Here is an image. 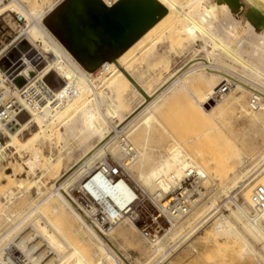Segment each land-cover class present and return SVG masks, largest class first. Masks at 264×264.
<instances>
[{
    "label": "bare ground",
    "instance_id": "bare-ground-1",
    "mask_svg": "<svg viewBox=\"0 0 264 264\" xmlns=\"http://www.w3.org/2000/svg\"><path fill=\"white\" fill-rule=\"evenodd\" d=\"M85 1L91 5L90 7L93 8L96 13L112 15V9L121 7V4L125 0H115L114 3H116H113L114 5L103 0ZM153 1L160 5L161 9L157 11L156 15L152 14V16H146L145 19L147 20L142 27L145 28L144 31L137 38L133 37L130 41L122 45V48H126L116 60L112 62L102 61L99 66L100 69L95 75L85 72L48 29H46L44 25L40 26L42 15H38L39 17L36 16L37 18L33 23H35L36 20L38 22L33 25V29L40 32V38L48 42L53 50L38 48L43 54H47L48 58L45 57L47 58L46 63L41 65L38 72H34L31 80L27 78L26 80L29 81H25L24 85L21 87L14 85L15 87L11 91L10 96L15 102L24 105V109L22 113H20L21 115L27 114V106H31L40 114H49L48 119L51 126L42 134L48 132L51 127L59 122L66 114L79 108V120L82 121V124L88 129L90 128V132H88V134H91L90 138L96 136L98 142L95 146L90 147L89 150L87 149V152L85 150L86 153L63 174L59 173V165L61 162L59 158L56 160L46 158L42 165L43 173L53 176L54 184L51 186L50 191L45 192L44 195H42V193L40 194L36 186L35 189L38 190L37 193L42 195L39 201L36 200L37 202L32 200L31 197L27 195V192L25 193L24 190L22 191L24 187L22 181L15 185L16 189L19 190L18 193H14L12 188L5 186L1 187L0 183V264H123L122 260L113 252L115 250L112 243L113 240L130 242L128 245L132 247L135 246L136 250L139 251V257L145 258L146 262L160 261L167 256V252H163V246L166 243L163 244L162 242L168 238L174 237L179 231L178 229L182 227H178L182 221L185 222L188 219L191 220L196 217V215L193 217L194 213L191 215L189 214L192 208H197V210L195 209L197 212L200 209L198 206L205 196L201 186L204 182L210 180L208 173L211 172H209V169L211 170V168L215 166L214 164V166L212 165L211 168L205 170L202 164L193 160L185 152H182V149H175L165 155L158 153L157 155L155 154L156 156H153V154H148V151L143 150V145L141 151H138V149L134 147L135 141L138 143L146 140V134H135L132 136L133 138L127 139L126 136L122 139L119 138L120 136L117 138V131L113 130V134L108 133L107 128L105 129L104 125L109 124L108 119L110 118L112 120L118 117L119 121V115L122 114V112L120 114L121 108L129 104L128 96H126L125 92L129 90L132 85V77L128 70H125L124 60L127 54L136 45L144 43L147 36L165 20H170L178 25L179 29L177 32L181 35L185 45L197 47V50L194 48L196 51L202 49L205 54L204 58L192 61L197 64L193 68L185 71V66L176 71L172 76L170 75L171 79H169L171 81L168 80L170 82L174 81V83L169 84V81L166 82V84L158 88L154 95L147 94V90L145 91L144 88L141 85H137L138 83L136 82L137 84H134V88L132 89L134 92L140 93L143 96V100L146 99L143 104H147L148 100L156 95L146 107L140 111L139 115H144V112H150L160 101L162 102V99L164 101V98H168L169 94H171V97L185 95L189 96L194 101L198 100L194 96V89L197 90V88H201L204 89V91L210 90L212 87H215L213 86L215 84V78L230 77L222 73L223 70H220L222 67L218 65L225 60L232 63V66L235 65V67H237L242 74V76L240 75L242 77L240 80H244L243 75L245 79L247 77L244 84L253 87L259 85L264 86V0ZM14 5L15 9H11ZM23 11V6L18 0H9L7 3L0 6V17L6 13L12 12L18 14L20 18L26 21L27 16H23ZM116 20L117 25L108 28L113 35L117 34L119 36L122 34L123 30L126 33H131V20ZM29 40L35 47L37 46V44L33 43L34 41L31 38ZM61 62L65 63L74 73L81 77L87 88L69 102L62 110L53 113L50 111L56 107L58 102L52 95L55 89L50 86L47 76L53 70L52 67L49 68V65L58 67ZM224 69L227 71V68ZM15 74H18V76L23 75L18 71H16L14 75ZM1 80L2 76L0 74V83ZM232 80L234 79L232 78ZM233 82H235V88L232 89L230 87V90H234V93L219 95L217 91V93L209 97L207 101H200L202 104H209L211 101L215 102L211 110L202 108V104H200V112L208 115L218 110L217 112L220 116L221 110H224L226 114L227 112H225V110L228 111L227 108H233V110L242 108L243 110H241L245 115L249 116L251 123H256L257 125L259 120L257 117L258 114L263 116L262 118L264 119V105L260 100V98H264V89L260 87L259 90H257L258 88L253 89V87L248 88L243 82L237 80ZM26 87L28 89L26 92L30 95L29 97L34 95L31 91L32 89L37 95H41L44 104L35 101L31 105H28L20 95V92L26 89ZM245 90L256 93V96H253L251 93L250 95H252L253 104L259 108V112L257 111L258 113H256L257 115L249 113L245 107L247 105L245 101V92L247 91ZM110 91L115 93L113 98L108 96V92L110 93ZM248 94L247 96H249ZM89 95L93 96L94 103L92 104L90 101L91 104L80 106V104H82L81 102L84 101L87 96L89 98ZM99 98L100 101L102 100L101 98H103V100L106 99L104 101L106 103V108L103 105L105 113L100 111ZM114 98H116L115 100L117 101H115ZM248 104L250 103L248 102ZM221 105H224L223 108ZM128 106L129 105H127V107ZM220 106L221 110H219ZM127 112L130 113L127 115L128 117L126 116L127 118L124 117V119H122L121 124L129 121L120 131L125 130L127 132L133 128V122L136 117L132 119L131 117L135 114L136 110H128ZM217 112L215 114H217ZM224 113L221 115L224 116ZM150 116L145 121L148 125L153 122V117L151 116V119ZM130 126L131 129H129ZM25 127L26 125H22L18 119H16V123L11 130L6 128L3 129L0 125V131H2L7 138V142H5V146L0 152V163L8 158V154H6L8 148H14L20 156L21 151H29L30 157L25 161V165L29 172L34 173L36 167L41 165L40 150L34 147V142H36L38 137L30 140L23 148L18 145L16 139V136ZM126 128L129 130H126ZM257 130H259V128ZM127 133L129 134V132ZM112 134L113 136L110 137ZM123 134L125 135L126 133L123 132ZM263 134L261 133L262 136H264ZM84 138L83 140H86ZM118 139L122 140L118 141ZM257 149L259 150L258 147ZM263 151L264 150L260 153L264 154ZM263 154L261 156H263ZM261 156L258 157L261 158ZM238 161L240 162L241 160H237V162ZM231 163L232 165L233 163L236 164V161ZM232 165L229 164L231 168H233ZM227 166L228 165H226V168ZM224 170L228 171L226 169ZM262 171H264V168ZM212 172H214V170ZM219 174L221 173L219 172ZM4 176L5 178H10L7 174ZM212 176L211 178L214 177ZM216 178L217 177H215V179ZM237 182L239 183L238 180ZM254 183H257L256 187L264 188V178ZM240 185L242 186V184ZM256 187H254L253 190ZM253 190L250 191L251 195ZM224 192L225 191L222 193ZM229 198L230 196L227 197V199ZM229 200L226 204H234L237 215L239 214L246 221L245 230L247 232L254 231L264 236V231L261 229L263 225L261 228L258 226V223L260 224L261 221L262 213L264 215V210L259 214V217H255L236 204L233 197H231L233 202ZM17 201L21 202L16 203ZM213 204L214 203L211 202L209 205L212 206ZM235 210L234 213L236 212ZM209 212L211 213L212 210ZM210 213L206 214L205 217ZM150 215H156L157 220L161 219V222H163L164 217H166L165 219L169 220L170 226L164 230H159L158 233L154 234L152 237L151 234L154 232V218H149ZM220 217V223H217V226H215L216 229L219 230L218 232L222 233L225 229H231L235 231L239 237L241 236L238 233L240 232L238 231L239 229L237 230L235 225H233L227 217ZM203 220L202 218L201 221ZM198 224L200 223L194 225L195 228ZM193 227L191 228L192 230ZM241 237L244 239L243 236ZM252 238L254 237L252 236ZM262 239L264 240V237H262ZM132 241L133 245H131ZM147 246L154 248L151 254H147L146 250L149 248Z\"/></svg>",
    "mask_w": 264,
    "mask_h": 264
},
{
    "label": "rangeland",
    "instance_id": "rangeland-1",
    "mask_svg": "<svg viewBox=\"0 0 264 264\" xmlns=\"http://www.w3.org/2000/svg\"><path fill=\"white\" fill-rule=\"evenodd\" d=\"M18 1L23 6V16H27L26 21L22 18V20L18 22L15 13L12 12L6 13L2 17H0V74L2 76V80L5 79V76L8 78L7 68L10 63H8L6 57L14 60L18 58L20 56L19 52L23 53L28 48H30V45L27 43L28 41L30 42V38L34 41L33 43L37 44L36 48L53 50L48 42H45L40 38V32L33 29V25L38 22L36 20L35 23H33L37 17L42 15L40 26L44 25V27L52 32L61 42L63 41V35L65 36L64 31L66 26L63 16L67 11L66 9L69 0ZM174 1L180 2L181 0ZM85 3L89 5V7L87 5L86 8L90 9L91 5L85 0H78L76 4L84 5ZM78 5L73 6V13L81 24L80 28L83 32L85 27L84 22L80 21L75 12ZM86 8L82 9L86 11ZM11 9H15V5ZM82 9L81 11H83ZM134 14H138L135 8L125 9V7H122V9H119V13H117L114 17L120 21H129L134 19ZM114 17H110V19H114ZM178 29L179 28L177 24L171 22L170 20H165L161 22L149 36H147L144 43H139L127 54V56L125 57L126 59L124 60V66L126 67L125 70H128L129 74L132 77V85L129 90H126L127 93L125 92L126 96H128L127 98L129 104L127 105L129 106L127 107L126 105L121 108L120 114L122 112V116L119 115V121L118 117L112 120L109 118L108 121L111 126L109 124H105L104 126L105 129H108V133L114 134L113 130L117 131V138L120 136L119 138L122 139H124L123 137L126 136L127 139L133 138L132 136H134L135 134H146V142H138L140 144L139 145L137 141H135L134 147L137 148L138 151L142 150V145L144 146L143 150L148 151L147 153L151 155L153 154V156H156L158 153L165 155L166 153H170L175 149H182V152H185L193 160H196L197 162L202 164L205 170L211 168L213 164L215 166L213 165L214 167H212L211 170L209 169V172L211 171L210 173H208V177L210 178V180H207L206 182H204L205 184L203 183L201 186L203 188L205 196L198 206L200 207V209L197 212V208H192L191 213L189 214L191 215L192 213H194L193 217L195 215L196 217L191 220L188 219L185 222L182 221L181 224L179 223L180 225L178 227H182L178 229L179 231L174 235V237L168 238L164 242H162L163 244L166 243L163 246V252H167V256L164 257L163 260L146 262L145 258L139 257V251L136 250L135 246L132 247L128 245V243L130 244V242H122L120 240L112 241L115 247V250L113 252L119 259H121L122 261H127L129 264H264V240L262 239V237L264 236H262L260 233H258V236L257 232L254 231L247 232L245 230L246 221L239 214L237 215L234 204H226L229 199V201L231 202H233L234 200L236 204L245 209L249 214H253L254 208L251 202L250 191H252L253 188L257 185V183L254 182H257V180H262V178H264V171H262V169L264 168V154L260 153L262 152V150H264V136L261 135V133H264V119L262 118L263 116L256 114L259 112V108L257 106L253 104L256 107V110L251 109L250 106L251 102L253 101L252 95H250V93L253 94V96H256V93L253 91L251 92L249 90H245L247 91L245 92V101L247 104L245 107L249 113L257 115V117L259 118L257 122L258 126L256 125V123H251L249 116L243 113L242 108V110L240 108H236L235 110H233V108H227L228 111L225 110V112H227L225 114L224 110L222 111L220 109L221 106L223 108L224 105H221L219 107V110H221V114H225L224 116H222L221 114L219 116V113L217 112L218 110H215V112L213 113L211 112L213 115L211 113L206 115L200 112V104H202L200 103V101H207V99L209 97H212L213 94H216L222 86H227L229 90L230 87L234 89L235 82L233 81L237 80L243 82L244 84V81L247 80V77L245 79V76L243 75L244 80H240L242 79V74L239 72L237 67H235V65L232 66V63L225 60V63L220 62L218 65H221L220 67L222 68L220 70H223L222 73H225L230 77L215 78L214 76L215 84L213 86L215 87H212L210 89L211 93L210 90L204 91V89L201 88H197V90L194 89V96L198 99L195 101L192 100V98H190L189 96L179 95L171 97V94H169L168 98H164V101L162 99V102L160 101L159 104L155 106V108H152L150 110V112H144V115H139L140 111H142L143 108H145L146 105L156 95L152 99L148 100L147 104H143L146 99L143 100V96L140 93L133 91L132 88H134V84L136 85L138 83L137 85H141L145 91L147 90V94L154 95L159 87L166 84V82L171 79L170 75L172 76L176 71L185 66V71H188L189 69L197 65L192 61L205 57L202 49L196 51L197 47L193 45L187 46L184 44L181 35L177 32ZM96 36L98 45L93 46L94 49L98 47V51L105 50L107 54L110 53L109 56H103V58L105 57L104 60H102L104 62H112L116 60L117 57L126 48H117L116 46H114L113 49H110L111 43L109 37L113 36L111 31L107 33L97 31ZM14 40L16 41L13 42ZM17 42H19L17 48L13 47ZM30 43L32 44V42ZM105 45L107 46L104 48L103 46ZM5 46L8 47L1 53ZM194 48H196V50H194ZM17 49L19 50V52L17 51ZM67 50L72 54L76 62L85 72L95 75L96 72L100 69L99 66L102 61L92 59L94 57H91V54L87 53L89 52V48L85 43L81 46V50H74L77 55L72 50ZM79 52L83 54L78 55ZM5 53H7L6 57L2 56ZM88 55L91 58H89ZM41 65L39 66V68L41 67ZM50 65L49 68L52 67L53 70L52 72H50V74H48L47 80L49 81L50 86L55 89L56 92L54 91L52 95L58 102L56 107L50 112L57 113L58 111L62 110L69 102H71L77 95L82 93L83 90L87 88V86L82 78L74 73L65 63L61 62L60 66L58 67H53ZM231 66L234 68H232ZM224 68H227V71ZM232 78L234 80H232ZM170 81L168 82L169 84L174 83V81ZM247 87L249 88L253 86L247 85ZM259 87L264 89L263 85H259L257 87L255 86L253 87V89L258 88L257 90H259ZM229 90L226 91L225 94L234 93V90ZM110 93L108 92V96L113 98L115 96V93L111 91ZM247 94L249 96H247ZM101 99L102 100L100 101L99 98L100 111L102 113H105L106 103L104 101L106 99ZM115 99L116 98H114V100ZM92 100L93 96L89 95V98L87 96L84 101L81 102L82 104H80V106L89 105L91 103L93 104L94 100ZM260 100L264 105V98H260ZM248 102L250 104H248ZM103 105L105 106V108ZM214 105L215 102L211 101L209 104H202L201 107L207 110H211V107ZM123 108H129L128 110L130 111L136 110L134 114L135 116L133 115L131 117V119L133 117H136V119L133 122V128L131 129L132 125L129 127V129H131L132 131H127L129 132V134L125 130L120 131L129 121L128 120L127 122L121 124L122 119H124V117H126L130 113L127 112L128 110H125ZM78 111L79 108L71 113L66 114L63 118H61V120H59V122L53 125L48 132L42 134L51 126L48 119L49 114H40L31 106H27V114H20V117L18 119L19 122L22 125H26V127L19 132V134L16 136V139L18 145L23 148L30 140L38 137L36 142H34V144L36 145H34V147L40 150L41 165L39 167H36L34 173L29 172L27 166L25 165V161L30 157L29 151H21L20 156L14 148H8L6 150L8 158L4 162L0 163L1 187L5 186L12 188V191L14 193H18L19 190L16 189L15 185L16 183L22 181V183H24L22 191L24 190L25 193L27 192V195L30 196L34 201H39L40 197H42L45 192L50 191L51 186L54 184V177L43 173L42 165L44 164L46 158H51V160H56L59 158L61 160L59 165V173L63 174L66 170L70 169L78 161V159L81 158V156H83L87 152V149L89 150L90 147L95 146L98 142L96 136H92V138H90L91 134H88V132H90V128L88 129L84 124H82V121L79 120ZM216 112L217 114H215ZM149 114L153 117V119ZM217 115L220 118H218ZM149 116L153 122H151L150 120L151 123H149L148 125L145 121L147 118H149ZM256 128H259V130H257ZM127 129L128 128H126V130ZM123 132L126 134L124 135ZM113 134L110 137H112ZM0 136L2 137L4 143L7 142V138L4 133H2V131H0ZM83 138L86 140H83ZM122 139H118V141H121ZM257 147L259 148V150L257 149ZM262 154L263 156H261ZM258 156H261V158H259ZM235 158L241 161L237 162ZM235 161L237 165L235 163H233L232 165L231 162ZM205 163H207L208 166ZM228 163L232 165L233 168H231ZM226 165H228L227 168ZM224 169L228 171H225ZM213 170L214 172H212ZM223 170L225 171V173ZM219 172L221 174H219ZM5 174L9 175L10 178H5ZM211 176L213 178H211ZM215 177L217 178L215 179ZM222 178L225 179L223 180ZM237 180L239 181V183L237 182ZM240 184H242V186ZM35 188L38 189L40 194L42 193V195H39L37 193L38 190H36ZM223 191L225 192L222 193ZM228 196H230L229 199H227ZM231 197H233V200H231ZM20 202L21 201H17L16 203ZM211 202L214 203L212 206L209 205ZM205 206L208 207L206 208ZM211 210L212 212L210 213L209 211ZM234 210L236 211V214L234 213ZM208 213L210 214L205 217V215ZM220 216L227 217V219L233 225H235L237 230L239 229L238 231H240L241 233H238L243 236L244 239L241 236L240 238L238 234H236V232L231 229H225L222 231V233L218 232L219 230L216 229L215 226H217V223H220ZM202 218L204 219L203 221H201ZM197 223L200 224H198L195 228L194 225H196ZM260 224L258 223L259 228H261L263 225L261 229L262 231H264L263 213L261 215ZM192 227L193 230L191 229ZM240 227L242 228V230ZM253 233L255 234V236ZM252 236L254 238H252ZM131 243V245H133V241ZM147 249V254H151L154 248L149 247Z\"/></svg>",
    "mask_w": 264,
    "mask_h": 264
},
{
    "label": "built area",
    "instance_id": "built-area-1",
    "mask_svg": "<svg viewBox=\"0 0 264 264\" xmlns=\"http://www.w3.org/2000/svg\"><path fill=\"white\" fill-rule=\"evenodd\" d=\"M8 1L9 0H0V6ZM103 1L108 2L109 4H113L115 0H103ZM15 15L17 17L18 22L22 20V18H19L18 14L15 13ZM15 41L16 40H14L13 42ZM27 43L30 45V48H28L23 53L19 52V50L17 49V51L20 53V56L16 58L15 60L6 57L7 53L2 55V56H5L6 59L8 60V63H10L7 68L8 78L5 76V79L1 80V83H0V125L2 126L3 129L6 128V129L11 130L13 125L16 123V119H19L20 113H22L24 109V105H21L20 103L15 102L10 96L11 91L15 87L14 86L15 78L21 77L25 81L28 82L29 80H31V78L29 80H26L27 78L24 74V71L27 68H32L34 72H38L39 66L41 65V63L45 64L48 58L47 54H43L42 51L37 50L38 48H36L29 41ZM18 44L19 42H17L13 47L17 48ZM7 47L8 46H5V48L1 51V53L5 51ZM16 71H18L19 73H22L23 75L21 76L20 75L18 76V74L14 75ZM27 90L28 89L26 87V89H23L20 92V95L25 100V102L28 103V105H31L35 101H38L40 104H44V100L40 94L37 95L31 89L34 95H32V97H29L30 95H28V93L26 92ZM228 90L229 88H227V86H222L218 90V94L223 95ZM253 103L254 102L252 101L250 105L251 109L256 110V107L252 105ZM4 146H5V143L3 142L2 137L0 136V152L2 151ZM251 202L254 208L253 215L255 217H259V214L262 213V211L264 210V188L256 187L253 190L252 195H251ZM152 217L154 218L153 219L154 232L151 234L152 237L154 236V234H157L159 230L161 229L164 230L170 226L169 220L165 219L166 217H164L163 222H161V219L157 220L156 215L149 216V218H152ZM122 263L129 264L127 261H122Z\"/></svg>",
    "mask_w": 264,
    "mask_h": 264
},
{
    "label": "water",
    "instance_id": "water-1",
    "mask_svg": "<svg viewBox=\"0 0 264 264\" xmlns=\"http://www.w3.org/2000/svg\"><path fill=\"white\" fill-rule=\"evenodd\" d=\"M87 4L85 3L84 5H78L76 9V14L80 21L84 22V30H83V36L84 37V43L87 45L89 48V54H91V57H94L92 59L94 60H104L103 56L107 55V52L104 51H98V47L94 49L93 46L98 45V41L96 39V32L101 31L103 33H107L109 30L108 28H112L117 25L116 23V18L114 17L115 14L119 13V9L122 7L125 8H135L137 10L138 14H134L135 17L134 19L131 20V33H126L124 30L122 34L119 36L117 34H114L113 36L109 37L110 38V49H113L114 46L117 48H122V45L130 41L133 37L137 38L145 28L143 27V24L146 22L147 19L146 16H152V14H156L159 9H161V6L155 3L153 0H125L122 4L121 7L119 8H113L112 15H107V14H101V13H94L91 8L87 9ZM89 7V6H88ZM86 8V11L84 9ZM81 9L83 11H81ZM90 10V11H89ZM161 15V14H159ZM110 17H114V19H110ZM95 43V44H94ZM97 43V44H96ZM107 45L103 46L104 48ZM89 56V58H91ZM24 74L26 78L30 79L34 75V70L32 68H27L24 71ZM18 81V82H17ZM15 85L18 87H21L22 85L25 84V80L21 77H18L14 80Z\"/></svg>",
    "mask_w": 264,
    "mask_h": 264
},
{
    "label": "crops",
    "instance_id": "crops-1",
    "mask_svg": "<svg viewBox=\"0 0 264 264\" xmlns=\"http://www.w3.org/2000/svg\"><path fill=\"white\" fill-rule=\"evenodd\" d=\"M78 0H69L67 4V11L65 15L63 16L65 20V36L63 35V43L52 33L49 32L60 42V44L67 50H81V46L84 44V37L82 35L84 34L82 32L81 24L79 23L78 19L76 18L75 14L73 13V6L78 5L76 4ZM88 5V4H87ZM91 8V7H90ZM91 10L95 12L93 8ZM56 26V25H55ZM82 39V40H81ZM82 44V45H81ZM95 44V43H94ZM68 51V50H67ZM70 53V52H69ZM75 53V52H74ZM89 54V52H87ZM76 54V53H75ZM83 53L79 52L78 55H82ZM72 56V54L70 53ZM77 55V54H76ZM89 56V55H88ZM106 56V55H105ZM73 57V56H72ZM74 58V57H73Z\"/></svg>",
    "mask_w": 264,
    "mask_h": 264
},
{
    "label": "trees",
    "instance_id": "trees-1",
    "mask_svg": "<svg viewBox=\"0 0 264 264\" xmlns=\"http://www.w3.org/2000/svg\"><path fill=\"white\" fill-rule=\"evenodd\" d=\"M110 55V53L109 54H107L106 56H109Z\"/></svg>",
    "mask_w": 264,
    "mask_h": 264
}]
</instances>
